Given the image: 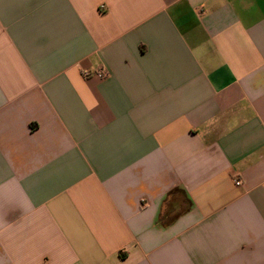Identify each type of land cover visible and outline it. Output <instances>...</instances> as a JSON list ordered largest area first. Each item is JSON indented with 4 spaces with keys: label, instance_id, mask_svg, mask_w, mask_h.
Here are the masks:
<instances>
[{
    "label": "crops",
    "instance_id": "1",
    "mask_svg": "<svg viewBox=\"0 0 264 264\" xmlns=\"http://www.w3.org/2000/svg\"><path fill=\"white\" fill-rule=\"evenodd\" d=\"M0 264H264V0H0Z\"/></svg>",
    "mask_w": 264,
    "mask_h": 264
},
{
    "label": "built area",
    "instance_id": "2",
    "mask_svg": "<svg viewBox=\"0 0 264 264\" xmlns=\"http://www.w3.org/2000/svg\"><path fill=\"white\" fill-rule=\"evenodd\" d=\"M90 76H95V77H98L100 79H104V78H106L108 76V73L103 68H99V69H96V70H93V71H90V70L82 71V77L88 78ZM233 182H234V185H236V186H240L241 185V181L239 179H234Z\"/></svg>",
    "mask_w": 264,
    "mask_h": 264
}]
</instances>
